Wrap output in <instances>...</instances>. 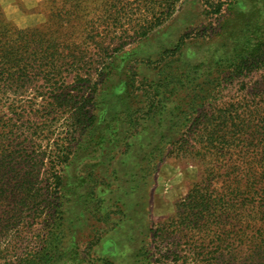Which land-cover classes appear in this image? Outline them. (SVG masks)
I'll return each instance as SVG.
<instances>
[{"label": "rangeland", "instance_id": "374dc122", "mask_svg": "<svg viewBox=\"0 0 264 264\" xmlns=\"http://www.w3.org/2000/svg\"><path fill=\"white\" fill-rule=\"evenodd\" d=\"M113 1L0 0V4L16 26L31 29L47 25L52 17L58 20L63 11L95 17L104 2ZM220 3L224 4L221 14L217 9ZM229 6L244 13L255 8L264 11V0H179L173 16L161 27L138 42L129 40L122 48L118 40L102 43L90 26H77L86 19L72 15L65 19L77 27L72 30V41L58 44L56 50L75 60L86 55L85 70L90 75L84 78L90 80L87 87L92 90L87 89L86 95L85 91L74 92L78 108L85 106L83 95L89 99V112L78 124V150H73L64 174L62 243L50 264H183L186 248L207 247L216 252L213 244L218 243L211 239L203 245L201 236L194 241L174 236L169 245L158 248L152 231L176 214L177 204L193 185L220 165L216 161L227 165L224 172L252 162L237 149L228 152L224 162L219 150L207 151L196 143L198 136L205 135V128L219 123L234 105H264V70L241 77L226 73L221 65L232 48H224L215 36L212 41L195 37L207 30L221 33L223 21L232 15ZM187 34L192 38L176 51ZM103 62L111 63L110 69L103 70ZM208 81H215V88L207 102L206 97L201 100L205 95L200 92ZM36 82L23 97L9 93L3 108H22L30 101L32 108H48L45 98H37L35 93L48 94L47 84L39 79ZM73 84L72 78H66V86ZM145 92L156 97L153 107ZM76 120L68 122L64 117L58 128H66L61 130L64 134ZM194 121L198 124L190 130ZM185 135L189 142H184ZM30 236L26 238L29 246L40 243ZM236 246L233 239L228 250L236 251ZM8 248L6 258L0 255V264H17L16 256L21 257L26 244L11 241ZM200 252L199 259L188 264H208ZM229 259L236 263V255Z\"/></svg>", "mask_w": 264, "mask_h": 264}, {"label": "trees", "instance_id": "16d2710c", "mask_svg": "<svg viewBox=\"0 0 264 264\" xmlns=\"http://www.w3.org/2000/svg\"><path fill=\"white\" fill-rule=\"evenodd\" d=\"M178 2L114 0L104 2L101 13L95 17L63 11L58 20L52 17L47 25L31 29L16 26L0 4V255L4 258L10 242L19 241L21 245L25 243L26 248L21 251L20 258L16 256L17 264H50L62 243L64 174L73 150H78L75 134L80 120L88 118L86 105L90 101L85 95L92 87H87L90 80L84 78L90 75L89 70H85L86 55L75 60L56 50V46L69 44L75 27L85 29L90 26L98 32L102 43L118 40V47L122 48L129 40L138 42L161 27L173 16ZM223 5L217 6L219 14ZM229 7L232 15L223 21L221 33L210 34L207 30L198 32L195 37L210 41L215 36L224 48H232L222 62L225 65H221L226 73L241 77L264 70V11L255 8L244 13ZM70 15L86 21H78L75 26L65 20ZM191 38L192 35H185L176 51ZM109 64L103 62V70L110 69ZM66 78H72L74 84L66 86ZM37 79L46 83L50 91L48 94L35 92L37 98H45L44 104L48 108H32L33 101L22 108H3L4 98L9 93L23 97L34 83L37 84ZM214 84L215 81H208L201 89L200 93L205 95L202 101L205 97L207 102L213 98ZM81 91H85L81 99L85 106L78 108L74 92ZM145 98L150 107L155 105L156 97L145 92ZM263 106L249 108L248 104L239 103L234 108V105L219 123L207 126L205 135L196 138V143L207 151L219 150V158L237 149L241 155H249L252 162L248 167L242 165L235 171L224 172L227 165L216 161L220 165L193 185L187 197L177 204L176 214L156 224L152 232L158 248L169 245L170 239L178 235L188 241L201 236L203 245L211 239L218 243L213 244L214 253L207 247L186 248L183 264L198 260L201 250L202 259L208 264H264ZM74 116L79 122H72V127L68 126L63 134L61 130L66 128H58L63 126L61 119L67 117L70 122ZM191 123L190 130L198 124L196 121ZM187 137H183L185 143L189 142ZM181 141L179 144L183 143ZM235 183L238 184L233 186ZM28 234L40 243L29 246ZM233 239L237 244L236 251L228 250ZM245 246H249L246 252L239 251ZM240 253L245 258H241ZM232 255H236V263L226 260ZM211 256L217 257L209 260ZM173 259L178 263L179 255L175 251Z\"/></svg>", "mask_w": 264, "mask_h": 264}]
</instances>
